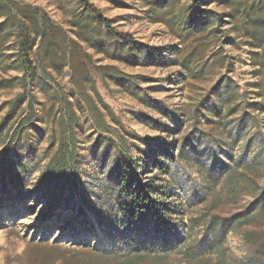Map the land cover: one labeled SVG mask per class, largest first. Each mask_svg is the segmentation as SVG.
<instances>
[{"label":"rangeland","instance_id":"1","mask_svg":"<svg viewBox=\"0 0 264 264\" xmlns=\"http://www.w3.org/2000/svg\"><path fill=\"white\" fill-rule=\"evenodd\" d=\"M16 1L70 42L59 31L32 49L33 113L6 103L22 68L0 71V264H264V111L249 106L264 102L261 56L236 9L251 0H202L195 19L192 0H90L129 35L124 59L92 15L89 41L79 35L81 0ZM136 171L167 205L160 229L129 218Z\"/></svg>","mask_w":264,"mask_h":264},{"label":"trees","instance_id":"2","mask_svg":"<svg viewBox=\"0 0 264 264\" xmlns=\"http://www.w3.org/2000/svg\"><path fill=\"white\" fill-rule=\"evenodd\" d=\"M202 0H192L191 6L187 12L190 19L197 17L203 18L200 3ZM84 7V15L82 22H74V25L82 31L79 35L85 40L90 38V23L88 17L92 15L99 26H102L113 38V52L112 55L120 59H124L125 53L129 50H123L117 47V37L127 39V33H120L116 31L111 21L104 17L101 10L98 9L90 0H81ZM237 11L241 13L244 23H246L244 30V37L250 47V52L256 56H260L258 62H254L256 67V76H258L257 88L260 89L259 96L264 97V0H251L249 3L239 1ZM0 71H6L13 67L14 63L22 68L20 79L24 84L22 92L8 100L6 103L10 105L11 109L26 102L28 113H33L35 98L27 91V79L33 78L35 71V64L31 56L32 49L37 45V49L41 50L43 43L53 42L54 38L61 32V29L54 26L49 15L41 8L23 4L16 0H0ZM66 40L69 45L70 37L66 33L59 34ZM12 38L13 49L4 48V43ZM59 38V37H58ZM61 39V38H60ZM257 50H260L258 53ZM11 51L9 57H13V62H7L6 52ZM69 54V53H68ZM67 54V64L71 66L70 55ZM66 57V55L64 56ZM75 54H72V63ZM65 61V60H64ZM65 63V62H63ZM16 65L15 67H18ZM7 82L5 78L0 77V84ZM82 102L86 103L88 114L95 128L98 130L108 129L105 121V115L96 104L93 98L89 95L82 97ZM71 108V103L68 102ZM249 106L255 108L257 111H264V102H250ZM71 122H73L74 113L72 114ZM72 124V123H71ZM70 124V125H71ZM127 152V150H125ZM166 152L163 157H166ZM146 167V165H145ZM163 171L167 172L164 166H160ZM131 184L133 191L128 194L129 218L134 223H139L145 217H149L155 228L160 229L163 226L164 218L167 216V205L162 203L159 198V189L154 181H148L147 184L141 183L138 180V172L133 174ZM130 185V184H129Z\"/></svg>","mask_w":264,"mask_h":264}]
</instances>
